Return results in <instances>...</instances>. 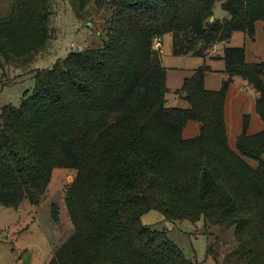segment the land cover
<instances>
[{"label":"trees","instance_id":"trees-1","mask_svg":"<svg viewBox=\"0 0 264 264\" xmlns=\"http://www.w3.org/2000/svg\"><path fill=\"white\" fill-rule=\"evenodd\" d=\"M215 1L77 0L78 19L91 2L110 10L99 32L103 45L35 68L31 93L18 106L0 107L2 205L36 206L55 168L75 171L64 197L72 232L47 264H198L165 230L141 222L148 210L169 221L233 227L235 245L220 264H264V127L248 134L244 115L231 148L226 86L206 89L203 67L181 87L189 106H168L166 70L153 47L155 38L170 34L175 54L202 55L236 31L254 38L257 21L264 35V0H221L228 17L210 21ZM7 2L0 68L32 62L53 33L50 0ZM221 58L226 73L255 91L264 125V62L246 63L243 47H226ZM189 121L199 128L185 138ZM217 243L207 248L213 258Z\"/></svg>","mask_w":264,"mask_h":264},{"label":"rangeland","instance_id":"rangeland-1","mask_svg":"<svg viewBox=\"0 0 264 264\" xmlns=\"http://www.w3.org/2000/svg\"><path fill=\"white\" fill-rule=\"evenodd\" d=\"M77 0H50V26L53 29L46 47L32 62L5 64L0 68V107L18 106L24 94H30L33 86L35 68L50 69L53 64L64 58L70 51L83 47L98 48L103 45L104 31L110 10H95L89 4L88 15L84 19L75 16ZM87 8V7H86ZM8 9L7 0H0V12ZM214 17L223 19L228 13L221 7V0L213 5ZM226 47H243L245 62H264L263 23L255 24L254 38L245 32L236 31L227 41L213 46L202 55L175 54L172 48V36L161 38V62L166 70V103L168 106L187 108L189 106L181 87L184 79L203 67L204 87L219 90L226 86L225 122L228 144L235 149L237 136L242 131L244 115L248 116L247 133L254 134L264 125L255 111L256 93L239 75L230 76L225 72L221 58ZM199 123L189 121L183 130L185 138L197 134ZM264 158V157H263ZM255 165V161L249 160ZM75 171L69 168H55L50 183L38 205L24 201L19 207H7L0 203V264H47L55 249L71 234L72 226L64 203L65 191L71 183ZM52 205L57 216L52 215ZM143 224L152 229L165 230L166 235L182 249L184 256L198 264H220L225 252L235 245L233 227L226 230L217 227H205L202 219L169 221L157 210H148L141 215ZM218 241V257L207 254L210 244Z\"/></svg>","mask_w":264,"mask_h":264},{"label":"built area","instance_id":"built-area-1","mask_svg":"<svg viewBox=\"0 0 264 264\" xmlns=\"http://www.w3.org/2000/svg\"><path fill=\"white\" fill-rule=\"evenodd\" d=\"M161 46V41H160V39L159 38H155L154 39V42H153V47L154 48H158V47H160Z\"/></svg>","mask_w":264,"mask_h":264},{"label":"water","instance_id":"water-1","mask_svg":"<svg viewBox=\"0 0 264 264\" xmlns=\"http://www.w3.org/2000/svg\"><path fill=\"white\" fill-rule=\"evenodd\" d=\"M213 18H214V16H211L209 20H210V21H212V20H213Z\"/></svg>","mask_w":264,"mask_h":264}]
</instances>
